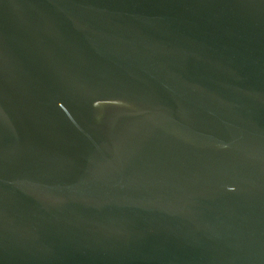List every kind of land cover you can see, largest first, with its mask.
<instances>
[{
    "label": "water",
    "instance_id": "obj_1",
    "mask_svg": "<svg viewBox=\"0 0 264 264\" xmlns=\"http://www.w3.org/2000/svg\"><path fill=\"white\" fill-rule=\"evenodd\" d=\"M0 264H264V0H0Z\"/></svg>",
    "mask_w": 264,
    "mask_h": 264
}]
</instances>
